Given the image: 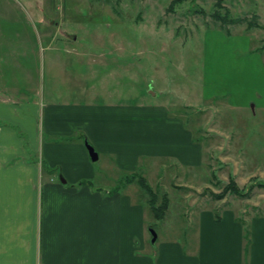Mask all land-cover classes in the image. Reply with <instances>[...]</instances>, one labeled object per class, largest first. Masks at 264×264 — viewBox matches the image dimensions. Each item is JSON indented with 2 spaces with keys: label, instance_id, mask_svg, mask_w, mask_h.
Here are the masks:
<instances>
[{
  "label": "rangeland",
  "instance_id": "rangeland-1",
  "mask_svg": "<svg viewBox=\"0 0 264 264\" xmlns=\"http://www.w3.org/2000/svg\"><path fill=\"white\" fill-rule=\"evenodd\" d=\"M241 99L245 107L236 104ZM77 102L128 106L134 122L138 104L162 105L168 116L186 121L200 163L178 157L168 141L151 153L125 138L126 157L139 156L127 158L123 168L116 151L98 150L82 129L70 131L72 122L59 133L43 130L47 106L67 105L68 112ZM8 106L31 121L36 116L37 148L28 128L15 127L28 135L21 145L2 143L5 167H12L9 153L21 148L37 159L40 144L48 142L50 157L77 168L81 152L72 144L86 151V139L98 159L87 157L89 167L77 181L63 162L52 176L65 188L123 192L147 207L149 194L134 181L125 183L132 173L142 175L156 203H164V194L168 203L163 218L147 211V239L154 229L157 243L175 238L187 248L201 210L234 213L246 237L252 218H264V0H0V116ZM43 163L54 168L45 156ZM2 178L1 190L14 196L10 177ZM24 204L0 203V264L24 260V243L12 238L24 237Z\"/></svg>",
  "mask_w": 264,
  "mask_h": 264
},
{
  "label": "crops",
  "instance_id": "crops-1",
  "mask_svg": "<svg viewBox=\"0 0 264 264\" xmlns=\"http://www.w3.org/2000/svg\"><path fill=\"white\" fill-rule=\"evenodd\" d=\"M257 97L260 99L262 96L258 94ZM6 100L18 104L14 99ZM227 103L234 106L229 100ZM248 103L257 108L255 100L248 99ZM236 104L245 107L242 99ZM66 106L46 107L48 113L42 122L43 130L59 133L63 124L72 122L74 126L70 131L82 129L87 138L99 147L98 150L116 151L115 161L123 168H126L127 158L137 161L139 156L137 152L126 157L125 138L134 142L128 143L131 146L137 143L149 147L151 153H155L161 142L168 141L178 157L196 166L200 163V149L195 146L193 133L186 127V121L168 116L162 105L138 104L133 113L134 119L139 118L135 122L129 107L115 102L106 107L77 102L68 109L70 111L63 112ZM7 109V115L0 116L8 119L0 124V146L2 143L21 145L23 136L28 134L16 128L26 127L33 134L31 143L37 148L36 116L31 121L30 115H20L19 109L13 106ZM143 117L145 120L140 119ZM72 145L77 146L81 157L75 162L77 168L71 170L67 169L64 160L49 156L54 146L48 142L40 144L42 156L37 159L31 158L21 148L18 149L21 152L9 153L10 168L5 167L3 152H0V203H25L27 209L24 237L12 236L14 241L24 243L25 247L24 260L18 264H264V218H252L254 229L246 237L242 223L228 211L219 217L201 210L194 233L188 236L187 248L175 238L157 243L158 235L153 245L149 242L151 234L150 239L146 234L147 211L150 213L146 203L139 200L131 203L123 192L112 194L105 188L95 189L83 184L65 188L60 180L56 182L52 172L42 168L44 156L53 167L63 162V167L68 170L66 175L77 181L89 167V155L87 149L84 152L78 143ZM4 174L10 177L9 189L13 190L14 196L1 190Z\"/></svg>",
  "mask_w": 264,
  "mask_h": 264
},
{
  "label": "trees",
  "instance_id": "trees-1",
  "mask_svg": "<svg viewBox=\"0 0 264 264\" xmlns=\"http://www.w3.org/2000/svg\"><path fill=\"white\" fill-rule=\"evenodd\" d=\"M258 48L259 47H257V49L251 48V51H259ZM41 166L43 169H45L46 171H49V172H53V170L56 168V167L51 168V167L45 166L43 163V160L41 161ZM133 181L136 182L141 188H143V190L145 192H147L149 194V196H150L148 198V200L150 202L149 208H150V211H151L153 217L154 218H163L165 216L166 211H167V204H168L167 203V197H165L166 195L164 194V198H163L164 203L158 204V203H156L155 194L153 193L151 186L146 182L145 178L142 175H140L138 173H132L129 176H127L125 183L129 184V183H132ZM230 190L235 191L236 188L233 187V189H230Z\"/></svg>",
  "mask_w": 264,
  "mask_h": 264
},
{
  "label": "water",
  "instance_id": "water-1",
  "mask_svg": "<svg viewBox=\"0 0 264 264\" xmlns=\"http://www.w3.org/2000/svg\"><path fill=\"white\" fill-rule=\"evenodd\" d=\"M84 144L85 147L87 149L88 155L91 158L92 161H95L98 158V153L95 150V148L85 139L84 140ZM62 181H64L63 179H61ZM150 234H151V239L150 242L153 244L156 240L157 237V233L155 232L154 229H150Z\"/></svg>",
  "mask_w": 264,
  "mask_h": 264
}]
</instances>
